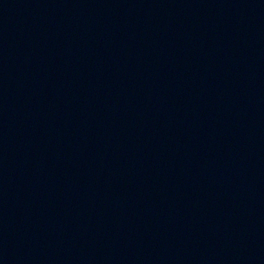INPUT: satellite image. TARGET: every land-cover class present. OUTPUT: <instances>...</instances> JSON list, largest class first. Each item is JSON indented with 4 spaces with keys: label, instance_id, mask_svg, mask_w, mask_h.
I'll return each instance as SVG.
<instances>
[{
    "label": "water",
    "instance_id": "obj_1",
    "mask_svg": "<svg viewBox=\"0 0 264 264\" xmlns=\"http://www.w3.org/2000/svg\"><path fill=\"white\" fill-rule=\"evenodd\" d=\"M0 264H192L105 139L36 0H0Z\"/></svg>",
    "mask_w": 264,
    "mask_h": 264
}]
</instances>
